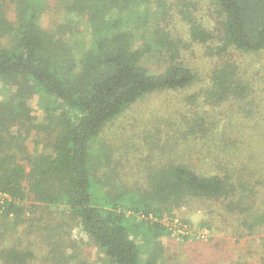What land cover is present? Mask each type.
<instances>
[{"label":"trees","instance_id":"16d2710c","mask_svg":"<svg viewBox=\"0 0 264 264\" xmlns=\"http://www.w3.org/2000/svg\"><path fill=\"white\" fill-rule=\"evenodd\" d=\"M59 1L71 16L70 35L40 25L46 0H14L13 20L5 16L0 2V83L10 88L0 100V264H34L35 251L19 231L28 197L42 206L64 204L75 221L70 231L64 234L61 229L49 238L45 259L50 264L84 263L71 235L75 226L97 247L103 264H158L161 247L155 245L141 259L137 238L139 226L152 239L169 232L167 226L147 218L162 213L155 201L181 206L190 198L239 193L242 199L253 191L246 181L232 180L230 172L201 174L187 165L172 164L153 172L140 200L100 192L104 185L97 186L93 177L98 166L109 163L101 138L106 123L150 92L190 85L195 74L179 59L174 37L156 23L150 0ZM212 1L221 18L216 54L230 48L245 52L264 48V0ZM83 19L89 37L80 42L73 26ZM189 31L201 42L213 37L199 24H192ZM136 39L142 42L137 45ZM155 53L165 61L159 72L145 64ZM247 89L237 66L222 61L200 92L207 103L216 105L242 99ZM35 94L44 106L43 122L36 120L29 106ZM32 129L45 136L39 150L30 151L25 144ZM128 211L133 212L132 219ZM139 213L146 219L135 222Z\"/></svg>","mask_w":264,"mask_h":264},{"label":"rangeland","instance_id":"374dc122","mask_svg":"<svg viewBox=\"0 0 264 264\" xmlns=\"http://www.w3.org/2000/svg\"><path fill=\"white\" fill-rule=\"evenodd\" d=\"M161 1L165 5L150 0L156 23L174 37L179 59L192 69L195 79L181 89L150 92L106 123L101 138L109 163L98 166L94 182L104 185L98 189L100 192H120L122 197L140 200L143 191L149 189L153 172L167 165L184 164L201 174L230 172L232 180L239 178L248 183L253 192L247 198L239 199V193L190 198L181 206H172V201H155L153 205L162 213L149 214L147 218L167 226L169 232L152 239L146 228L139 226L140 258L159 245L158 264H264V48L257 52L230 48L218 55L221 18L212 0ZM0 2L5 16L13 20L14 0ZM44 8L40 25L58 35H70L67 25L72 20L62 3L46 0ZM192 24L211 32L212 39L194 40L189 31ZM73 29L78 41H87L89 28L84 19ZM140 42L136 39L137 45ZM222 61L237 66L248 89L240 100L230 98L221 104H209L200 91L214 66ZM145 64L159 72L165 61L155 53L147 57ZM9 89L0 83V100ZM40 102L35 94L29 106L36 120L43 122L45 112ZM37 131L32 129L30 136L38 143L32 138L25 141L30 151L44 145L45 136ZM96 147L94 143L92 148ZM91 152L94 165L96 151ZM35 204L38 205L33 207ZM26 208L20 234L35 251L34 264H50L45 259L49 238L61 233V229L64 234L70 231L75 221L64 204L42 206L28 197ZM132 214L127 212L130 219ZM142 219L146 217L136 214L135 222ZM71 235L84 261L76 260L78 264H103L102 254L80 227L75 226Z\"/></svg>","mask_w":264,"mask_h":264}]
</instances>
